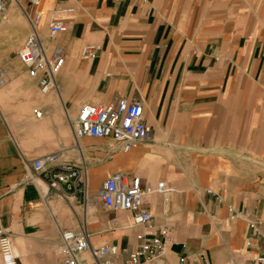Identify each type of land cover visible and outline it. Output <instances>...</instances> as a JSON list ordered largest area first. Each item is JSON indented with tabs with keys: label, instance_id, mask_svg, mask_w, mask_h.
I'll return each instance as SVG.
<instances>
[{
	"label": "crops",
	"instance_id": "0c3cea01",
	"mask_svg": "<svg viewBox=\"0 0 264 264\" xmlns=\"http://www.w3.org/2000/svg\"><path fill=\"white\" fill-rule=\"evenodd\" d=\"M36 11L46 52L64 57L59 92L42 94L17 55ZM53 18L67 28L50 37ZM87 45L95 57L82 56ZM0 68V223L19 264H61L66 228L85 229L93 247L116 244V264L140 248L138 234L164 229L167 253L153 264H264V0H11L0 16ZM123 97L142 102L151 140L129 151L102 137L76 143L69 118L83 104ZM56 152V165L87 170L64 195L48 169L32 170ZM117 171L171 189L145 197L148 224L93 200Z\"/></svg>",
	"mask_w": 264,
	"mask_h": 264
},
{
	"label": "built area",
	"instance_id": "2783aa9c",
	"mask_svg": "<svg viewBox=\"0 0 264 264\" xmlns=\"http://www.w3.org/2000/svg\"><path fill=\"white\" fill-rule=\"evenodd\" d=\"M11 0H0V16L5 5ZM34 7H38L41 0H30ZM73 8H63L61 12H71ZM42 13L36 11L27 14L31 24L32 32L26 38L17 55L19 60L28 68L30 75L37 79L42 94H48L55 90L59 92L56 76L60 71L64 57H51L46 52L45 45L37 32V24ZM67 28L65 20L53 18L48 24L50 37H55ZM98 47L87 45L82 50V56L93 58L97 54ZM6 83L5 70L0 68V88ZM35 115L40 118L43 113L40 109L34 110ZM69 122L76 143L83 136L102 137L110 141L111 147H120L129 151L133 145L140 141L152 139L153 130L145 120L143 104L140 100L120 98L108 104L85 103L81 106L75 118H69ZM59 154L51 153L38 157L32 162L34 174L48 169L51 185L57 194L66 193L63 184L67 188H74L78 183L84 181L87 173L84 163L79 166L69 161L56 165ZM58 166V167H56ZM58 168V169H57ZM171 189L164 182H158L155 186L143 184L139 176H129L117 171L112 173L101 185L99 197L108 209L116 211H131L134 223L137 225L148 224L152 219L151 212L145 207V197L153 193L168 195ZM88 196L86 193V201ZM162 236L154 235L146 238L144 234H138V238L144 240L140 248L130 254L125 264H153L161 260L167 253V237L169 231L162 230ZM62 255L61 264H116L113 256L118 253L116 244H105L93 247L90 236L84 229L77 232L66 228L61 231V242L59 247ZM90 253L91 259L83 261L80 255ZM0 256L2 264H19L15 253L12 237L6 228L0 223ZM264 263V257L259 258ZM179 264H186L181 261Z\"/></svg>",
	"mask_w": 264,
	"mask_h": 264
},
{
	"label": "rangeland",
	"instance_id": "374dc122",
	"mask_svg": "<svg viewBox=\"0 0 264 264\" xmlns=\"http://www.w3.org/2000/svg\"><path fill=\"white\" fill-rule=\"evenodd\" d=\"M3 87H4V86H3ZM3 87H1V88H3ZM1 88H0V89H1ZM93 200L97 201L98 203L101 202V199H100L99 195H98V196H94V197H93Z\"/></svg>",
	"mask_w": 264,
	"mask_h": 264
}]
</instances>
